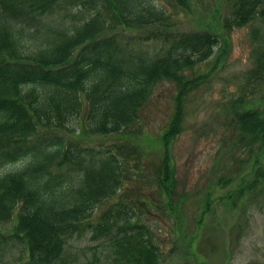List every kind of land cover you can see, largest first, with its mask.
I'll list each match as a JSON object with an SVG mask.
<instances>
[{
    "label": "trees",
    "instance_id": "1",
    "mask_svg": "<svg viewBox=\"0 0 264 264\" xmlns=\"http://www.w3.org/2000/svg\"><path fill=\"white\" fill-rule=\"evenodd\" d=\"M167 1L173 12L155 0H0V170L26 158L0 171V264H88L67 248L86 231L108 243L111 264L159 263L149 214L181 218L170 145L186 96L209 74L193 69L221 35L181 28L176 15L189 12L191 0ZM263 20L264 0H229L222 25ZM154 40L160 48L146 45ZM261 41L248 71L256 80L264 79ZM164 80L176 87L174 109L154 139L142 129L141 109ZM253 98L226 102L233 143L248 152L231 161L250 162L227 200L253 191L264 175V107ZM141 175L151 181L148 192L128 185ZM18 240L22 255L6 258Z\"/></svg>",
    "mask_w": 264,
    "mask_h": 264
},
{
    "label": "rangeland",
    "instance_id": "2",
    "mask_svg": "<svg viewBox=\"0 0 264 264\" xmlns=\"http://www.w3.org/2000/svg\"><path fill=\"white\" fill-rule=\"evenodd\" d=\"M155 1L174 11L167 0ZM228 5L229 0H191L189 12L176 15L181 28L206 27L221 35L217 37L213 54L193 69L194 73L201 70L209 74L201 86L186 96L182 129L170 145L176 167V188L182 194L180 203L177 202L181 218L149 214V223L161 249L158 264H264V175L248 194L225 198L237 186V172L249 176L250 164L245 163L248 152L233 143L236 131L226 102L242 95L259 99L257 106L264 107V79L256 80L248 75L255 49L264 39V20L223 27ZM70 9L75 12L79 7ZM53 23L58 24V20L50 21V25ZM160 44L154 40L146 45L158 49ZM222 48L225 53L219 55ZM175 89L169 80L159 82L141 109L142 129L155 136L154 139L173 112ZM77 127L78 119L72 118L70 130L77 132ZM72 134L64 133V137L70 139ZM85 142L98 147V141ZM232 154L245 160L233 162ZM150 156L156 157L154 153ZM25 159L7 163L0 171L16 169ZM259 163L264 172V154L259 156ZM229 174L233 175L231 180L224 178L218 183L220 176ZM150 182L148 175H141L138 180L129 179L128 185L148 192ZM11 224L9 221L7 226ZM90 235L87 231L75 233L67 244L69 252L83 263L111 264L108 243ZM23 249L18 240L5 257L20 256Z\"/></svg>",
    "mask_w": 264,
    "mask_h": 264
}]
</instances>
